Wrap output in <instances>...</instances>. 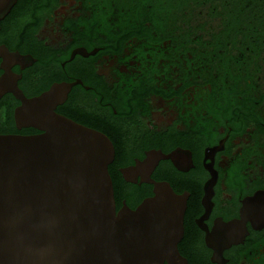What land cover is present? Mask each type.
Returning <instances> with one entry per match:
<instances>
[{
    "label": "flooded vegetation",
    "instance_id": "obj_1",
    "mask_svg": "<svg viewBox=\"0 0 264 264\" xmlns=\"http://www.w3.org/2000/svg\"><path fill=\"white\" fill-rule=\"evenodd\" d=\"M0 47L27 99L72 85L56 113L111 141L117 212L168 184L188 264H264V0H16ZM21 105L0 92V135L41 134Z\"/></svg>",
    "mask_w": 264,
    "mask_h": 264
},
{
    "label": "water",
    "instance_id": "obj_2",
    "mask_svg": "<svg viewBox=\"0 0 264 264\" xmlns=\"http://www.w3.org/2000/svg\"><path fill=\"white\" fill-rule=\"evenodd\" d=\"M16 0H1L0 21ZM0 92L22 105L15 120L40 135H0V264H188L178 252L186 202L168 184L136 209L116 210L102 133L60 116L72 85L27 99L10 67L21 56L0 47Z\"/></svg>",
    "mask_w": 264,
    "mask_h": 264
}]
</instances>
